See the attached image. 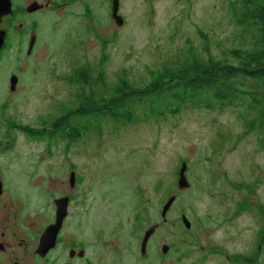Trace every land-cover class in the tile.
Listing matches in <instances>:
<instances>
[{
	"label": "rangeland",
	"instance_id": "obj_1",
	"mask_svg": "<svg viewBox=\"0 0 264 264\" xmlns=\"http://www.w3.org/2000/svg\"><path fill=\"white\" fill-rule=\"evenodd\" d=\"M32 1L12 0L21 13L3 24L12 28L0 56V176L19 197L31 237L52 219L54 197L72 194L62 240L103 234L107 250L120 246L111 264H264V105L247 95L232 104H186L164 116L138 104L132 121L101 118L75 140L20 128L52 130L79 106L81 92L109 96L125 76L142 86L151 71L193 56L236 62L230 49L251 47L256 32L237 23L232 0H119L122 25L112 17L113 0H56L54 9L27 12ZM34 30L38 40L28 54ZM83 67L90 82L77 74ZM12 73L20 76L15 91ZM183 161L191 186L179 190ZM71 171L82 180L77 190ZM158 221L145 261L143 233ZM67 259L63 254L58 264Z\"/></svg>",
	"mask_w": 264,
	"mask_h": 264
},
{
	"label": "trees",
	"instance_id": "obj_2",
	"mask_svg": "<svg viewBox=\"0 0 264 264\" xmlns=\"http://www.w3.org/2000/svg\"><path fill=\"white\" fill-rule=\"evenodd\" d=\"M232 7L237 23L246 32H256L251 47L230 49L236 62L193 56L178 67L165 66L157 72L151 71L152 80L142 86L134 85L125 76L119 79L109 96L97 98L92 91L81 92L79 106L53 121L52 130L47 126L34 129L20 125V128L35 136L43 137L49 133L75 140L81 134V128L87 131L101 118L125 123L132 121L135 106L146 102L149 112L159 116H164L166 110L177 113L186 104L211 105L216 99L232 104L248 96L253 103L264 105V0H232ZM77 74L80 80L90 82L87 67L80 68ZM248 83L250 85L243 90L241 86ZM70 117L75 118L70 120ZM83 118L88 119L87 123ZM259 120L264 126V108ZM255 123L253 120L249 126L254 127ZM78 131L80 134L76 133Z\"/></svg>",
	"mask_w": 264,
	"mask_h": 264
},
{
	"label": "flooded vegetation",
	"instance_id": "obj_3",
	"mask_svg": "<svg viewBox=\"0 0 264 264\" xmlns=\"http://www.w3.org/2000/svg\"><path fill=\"white\" fill-rule=\"evenodd\" d=\"M39 1V0H37ZM47 2L41 3L44 4L43 7L38 10L44 9H54L55 6H59L56 4V0H46ZM36 10V11H38ZM28 12V11H27ZM35 12V11H34ZM21 12L14 10L13 4V17L17 22L18 14ZM8 16H4L2 18V22L0 24V29L7 30L6 42L3 49L0 52V56H2L3 51L7 48L10 38H11V26L8 25L3 26L4 23H7ZM19 24V22H18ZM24 28L23 24L20 23L18 25V29L21 31ZM35 32L36 31H32ZM31 32V33H32ZM31 36V34H30ZM30 39V38H29ZM38 36L36 33V42L34 47L37 44ZM29 42V41H28ZM29 45V43H28ZM34 49V48H33ZM16 74V73H12ZM11 74V75H12ZM20 79V76L16 74ZM17 87V85H16ZM16 90V89H15ZM14 90V91H15ZM35 136V135H34ZM35 137H41V135H36ZM7 146V145H6ZM0 264H58L60 258H63L64 255H68V259L66 264H111L110 256L114 249H118L119 247H115L114 249H106L105 245L110 244L111 242L108 240H104L105 236L103 234L94 235L89 237L88 240H84L81 238L72 239L69 241L62 240V231L63 224L68 219L67 216L63 220L62 227L57 235L56 242L53 247H51L44 255L38 253V247L40 244V238L44 230L50 223H53L56 219V205L54 202L53 212L51 213L52 219L47 221L44 224V227L39 230L37 236L31 237V231L28 230L29 225L27 224L28 218L25 217V213L20 209L17 205L19 201V197L14 192H11L8 187V183L6 179L0 176ZM82 180L79 182L75 181L73 189H78ZM69 196V207L73 200L72 194H65V196ZM63 196V195H62ZM60 196V197H62ZM58 198L54 197L53 200ZM68 207V214H69ZM65 225V224H64ZM64 248L68 250L63 251ZM75 250L71 252V250ZM150 252L147 251V254L144 257H141L143 260H148L150 258ZM167 253L166 255H168Z\"/></svg>",
	"mask_w": 264,
	"mask_h": 264
},
{
	"label": "water",
	"instance_id": "obj_4",
	"mask_svg": "<svg viewBox=\"0 0 264 264\" xmlns=\"http://www.w3.org/2000/svg\"><path fill=\"white\" fill-rule=\"evenodd\" d=\"M44 4H41L39 1L34 0L32 1L26 8L28 12H34L38 10L39 8L43 7ZM119 6L120 1L119 0H113L112 1V17L114 18L116 24L122 25L124 22L123 16L119 13ZM13 14V2L12 0H0V24L2 22V18L4 16L12 15ZM6 36H7V30L6 29H0V52L3 49L5 42H6ZM36 42V33L32 32L29 40V45L27 49V53H31L34 45ZM18 76L16 74H13L10 78V89L14 91L16 89V85L18 83ZM188 164L187 161H183L181 163V166L178 170V189L183 190L187 189L191 186V182L186 176V170H187ZM70 184L71 186H74L76 181V175L75 171L70 172ZM1 188V183H0ZM176 200V195L172 194L169 196L166 203L163 205L162 210L160 211L161 218L163 221H167V212L169 208L172 206L174 201ZM55 205H56V219L53 223H50L47 228L44 230V232L41 235L40 238V244L38 247V253L41 255H44L51 247L54 246L57 235L62 227L63 220L68 215V207H69V196H62L55 199ZM182 221L187 227L191 226L190 219L186 216V214L182 215ZM161 222L158 221L154 224H152L150 227H148L144 233L140 244V252L142 256H145L148 251V242L156 230L160 227ZM169 244H163L162 245V252L167 253L169 251ZM75 251L74 249L71 250V252Z\"/></svg>",
	"mask_w": 264,
	"mask_h": 264
}]
</instances>
